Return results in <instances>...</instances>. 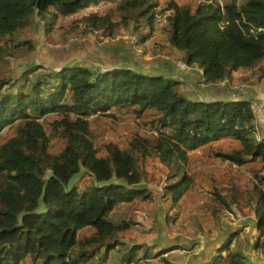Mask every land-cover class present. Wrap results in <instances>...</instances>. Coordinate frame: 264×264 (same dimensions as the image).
<instances>
[{"label": "trees", "instance_id": "1", "mask_svg": "<svg viewBox=\"0 0 264 264\" xmlns=\"http://www.w3.org/2000/svg\"><path fill=\"white\" fill-rule=\"evenodd\" d=\"M86 1L0 0V62L24 44L34 48L31 40L15 42L33 27L36 16L42 20L67 16ZM138 8L145 9L153 24L151 0H126L118 6L121 11ZM167 10L168 42L183 54L185 65L193 66L195 88L216 87L234 71L261 68L264 63V0H223V5L210 0L195 8L173 0ZM84 22L94 30L113 27L111 15L96 12ZM161 65L148 72L139 65L103 71L74 64L49 73L40 66L33 79L27 77L32 70L23 75L25 84L15 90L11 88L22 79H0V132L15 126L0 145V264H29L28 258L31 264H137L143 244L120 239L133 223L111 214L122 202L151 196L141 167L148 157H157L168 169L171 182L164 188L175 202L181 198L180 189L193 181L186 172L189 152L210 141L232 136L238 147L219 156L241 166L260 159L264 169V134L259 133L252 99L195 98L184 90L188 79L175 77L169 63ZM131 105L140 107L137 113L155 112L153 135L137 134L127 148L107 143L101 154L88 116L97 112L114 116L109 112L113 107ZM48 128L64 140L58 152L51 150ZM251 192L249 203L254 201L255 211L263 214L264 189L256 185ZM260 228L264 234V220ZM85 230L89 234L81 236ZM238 234L233 233L226 245ZM145 247L148 258L151 246ZM119 248L122 252L112 254ZM226 250L228 245L214 264H264L242 247L223 255ZM158 260L156 264H177L168 255Z\"/></svg>", "mask_w": 264, "mask_h": 264}, {"label": "rangeland", "instance_id": "2", "mask_svg": "<svg viewBox=\"0 0 264 264\" xmlns=\"http://www.w3.org/2000/svg\"><path fill=\"white\" fill-rule=\"evenodd\" d=\"M98 1H86L83 7L75 13L52 18L53 20L51 17L42 20L36 16L33 27L21 32L15 42L31 40L34 48L30 49L29 45L24 44L21 48L13 50L10 56L0 62V79L6 77L22 79V83L11 88L15 90L25 84L26 76L22 78L23 75L32 70L27 77L33 79L37 71H40V66L43 68L41 70L43 73L61 71L66 65L74 64L103 71L113 70L112 66L115 65L129 67L139 65L145 71L154 72V69L162 67V61H166L173 67L175 77L191 80L187 75L188 72H193V66L185 65L182 60L183 54L172 48L168 42L167 17L171 11L167 9L173 0H151L155 5L153 11L156 12L153 24L148 23L149 16L143 12L144 8L119 10L120 3L126 0ZM175 1L195 8L199 3L210 0ZM54 7L51 5L49 9L54 10ZM92 12L103 16L111 15L112 35L108 34L110 33L108 26V28L101 27L97 30L86 26L84 20ZM51 21L53 23L47 28L48 22ZM9 42L13 45L12 41ZM124 48H129L132 52L125 53ZM119 53H121L120 58L116 56ZM263 69L264 63L261 68L235 72L227 81L219 83L216 87L200 86L199 89L195 88L190 95L201 100H231L247 95L250 98L253 97L251 106L252 109L255 107L253 112L259 115L260 112L257 109L262 105L264 97ZM162 70L166 71L168 68H162ZM253 88H258V94L256 91L254 93L249 91ZM186 90L191 92L190 88ZM139 109L138 105L113 107L109 112L115 113L114 116L100 112L88 116L91 120L94 142L101 154L105 153L107 143L127 148L137 134L145 137L153 135L151 121L155 117V112L137 113ZM11 125L6 126L0 132V145L13 132L15 126L12 128ZM263 129L264 123L262 122V125L258 123L260 135L264 134ZM48 134L51 137V150L53 152L61 150L64 140L55 136L50 128H48ZM232 140L234 141L232 136H224L220 140L202 145H209L206 151H196L202 146L190 151L186 172L193 181L189 187L180 189L181 198L177 202L173 200L174 195L166 192L164 188L171 182L168 180V169L165 165L155 156L142 160L141 167L147 174L144 183L152 190L151 196L146 199L137 197L127 203L122 202L111 214L116 220H127L133 223L128 230L121 233L120 239L130 245L143 244L144 247L139 251L138 258L140 259L138 263L136 262L137 264H156L158 259L167 255L169 258H174L176 263L198 264L205 262L203 259L207 256L203 257L201 254L202 259L188 256L193 251L208 247L207 252H209V248L213 249L219 243L218 250L224 249L227 245L229 250L238 243L239 238L242 239L239 235V238L233 239L231 243L227 245L225 243L231 238L230 235H226L228 231L234 230L233 233L240 234L244 225L249 222V215L252 213L248 211L250 207L253 209V203H249L252 196L251 191L256 185L264 189V179L262 180L264 169L260 159L238 167L231 161L220 157L219 153H229L236 147ZM81 183L83 184V181ZM242 223L244 225H241ZM240 226L243 227L240 228ZM168 228L170 236L166 238L162 234ZM89 232L85 230L81 236ZM242 233L245 234L244 231ZM263 239L264 235H260V242ZM169 242H176L186 247L187 252L180 249V252L171 255V251H163V246ZM207 242L209 244L206 246ZM239 243V248L241 245L249 248L245 236ZM148 245L151 248L147 250L148 258H145V246ZM119 249L114 250L112 254L122 252V248ZM161 250L163 252H159ZM253 252L260 255L258 249ZM155 253H158L156 254L158 257L154 256ZM210 254L209 252V256ZM213 260L211 258L208 263H214ZM27 263L31 264L29 258ZM221 263L227 264L224 261Z\"/></svg>", "mask_w": 264, "mask_h": 264}, {"label": "crops", "instance_id": "3", "mask_svg": "<svg viewBox=\"0 0 264 264\" xmlns=\"http://www.w3.org/2000/svg\"><path fill=\"white\" fill-rule=\"evenodd\" d=\"M127 49V48H126ZM166 64H167V62L166 61H164ZM240 71H242V70H239V71H234L233 73H235V72H240ZM187 76H189V79H191V80H187V88H185L184 87V90L187 92V94L188 95H190L192 92H194V90H195V83H194V81H196V79L195 78H197V76H196V74L195 73H190V72H188V75ZM193 79H195L194 81H193ZM192 82V83H191ZM261 87V86H260ZM191 89V92H188L186 89ZM249 91H251L252 93H254V91H256V93L258 94V92L257 91H259L258 90V88L257 89H254L253 88V90L251 89V90H249ZM191 96V95H190ZM246 96V98L247 99H251V98H253V97H248L247 95H245ZM262 103H264V97H263V99H262ZM232 143H234L235 144V146L236 147H238V141L236 140V139H234V141L232 140ZM209 145H207V146H202V147H200V149H198L197 148V150L196 151H198V150H205V149H207V147H208ZM202 148V149H201ZM191 151H193V150H191ZM206 151V150H205ZM204 151V152H205ZM189 154H190V152H189ZM228 161V160H227ZM235 164V163H234ZM236 166H241V165H237V164H235ZM253 203V209L250 207V211H248L249 213L251 212L252 214L251 215H249V219H248V223H246L245 225H244V223H242L241 225H244V228H243V231L245 232V234L244 233H242V232H240V234H238V235H241L242 237V239H244V236H245V238H246V240H247V242L249 243V248L247 247H245L244 245H241L240 247H242L243 248V250H245V252L249 255V256H251L253 259H259V260H264V239H263V241H261L260 242V235L262 236V235H264V234H262V230H261V228H260V224L262 225V223H263V220H264V211H263V214H260V213H258V212H256L255 211V207L257 206L256 204H255V202L253 201L252 202ZM259 203V201H257V204ZM263 208H264V204H263ZM243 226H240V228H242ZM233 232H234V230H230V231H228V234H226L227 236L228 235H232L233 234ZM157 233V232H156ZM217 233V232H216ZM215 233V234H216ZM164 237H166V238H169V236H170V232H169V228H168V230L167 231H165L163 234H162ZM157 236H158V233H157ZM236 239L237 238H239V236L238 237H235ZM234 238V239H235ZM241 239V240H242ZM223 240V239H222ZM240 238H239V240H238V243L235 245V246H239L240 245ZM226 243V242H225ZM209 243L207 242V243H205V245L207 246ZM159 246V245H158ZM210 247H211V244L209 245ZM234 246V247H235ZM160 247H162V246H160ZM175 247H181V248H176L175 249ZM233 247V248H234ZM220 248V243H219V245L218 246H216V247H214L213 249H211V248H209V252L211 253L210 254V256H209V252H207V249H208V247H202L201 249H198V251H193L192 253H190V255H188V256H196V259H202L201 258V254L203 255V257L205 256H207L205 259H203L205 262H199L198 264H209L208 262H210L211 261V258H212V260L217 256V254H219V251L221 250H218ZM162 249H164L165 251H171L170 252V254L171 255H173V254H176L177 252H180V249H181V251H184V252H187L186 251V247H184V246H182V245H179L178 243H176V242H174V243H168V244H165V246H163V248ZM255 249H258V251L260 252V255H258V254H256L255 252H253V250H255ZM263 249V250H262ZM224 252H226V251H224ZM223 252V253H224ZM228 252V251H227ZM226 252V253H227ZM226 253L225 254H223V255H226ZM189 254V253H188ZM214 262V261H213ZM177 264H181L180 262L179 263H177ZM212 264H214V263H212Z\"/></svg>", "mask_w": 264, "mask_h": 264}, {"label": "built area", "instance_id": "4", "mask_svg": "<svg viewBox=\"0 0 264 264\" xmlns=\"http://www.w3.org/2000/svg\"><path fill=\"white\" fill-rule=\"evenodd\" d=\"M221 4L223 5V0H220ZM227 81V80H226ZM224 82V81H223ZM253 109H255V107H253ZM259 110L260 114L256 115V118H257V122L260 123L262 125V122L264 123V103H262V105L259 107Z\"/></svg>", "mask_w": 264, "mask_h": 264}]
</instances>
